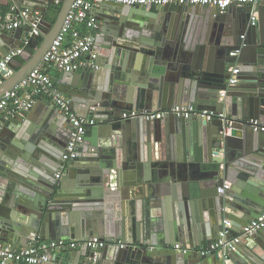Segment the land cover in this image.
<instances>
[{"label": "water", "instance_id": "water-1", "mask_svg": "<svg viewBox=\"0 0 264 264\" xmlns=\"http://www.w3.org/2000/svg\"><path fill=\"white\" fill-rule=\"evenodd\" d=\"M56 1L13 0L41 12ZM58 1L55 21L43 19L38 34L10 62L13 74L0 83V98L37 68L60 33L75 0ZM201 6L110 2L97 8L100 68L66 72L72 79L62 90L80 116L97 121L84 141L86 151L78 160H63L70 121L54 103L2 121L0 243L20 247L38 236L108 241L98 257L83 246L58 250L43 264H209L173 245L210 246L226 214L234 234L258 217L264 209V130L251 121L264 124V0L259 24L244 41L239 35L249 8L231 5L221 12ZM32 22L21 35L0 29V59L21 46ZM234 63L238 82L230 85ZM178 104L227 108L237 121L224 129L221 120L132 116L134 110ZM225 181L231 187L220 193ZM254 252L238 248L226 260L215 258L218 264H264V245Z\"/></svg>", "mask_w": 264, "mask_h": 264}, {"label": "built area", "instance_id": "built-area-1", "mask_svg": "<svg viewBox=\"0 0 264 264\" xmlns=\"http://www.w3.org/2000/svg\"><path fill=\"white\" fill-rule=\"evenodd\" d=\"M110 2L139 7H156L172 3L190 6H215L221 12H226L231 5H236L237 7L249 8V25L253 27L259 19L260 0H75L60 33L53 41L41 63L13 91L6 92L0 98V115L6 112L10 115L28 112L34 107L38 98L50 99L59 112L64 114L70 121L69 138L63 154V160L66 163L77 159L89 129L94 127L97 121L93 116L83 117L75 111L71 105L70 97L57 86L53 71L77 73L86 70L96 71L100 68L97 39L101 32L95 10L102 3ZM56 3L60 2L57 0ZM43 19V12L29 7L21 8L13 1L8 4L5 11L0 8V29L2 30L16 31L33 20V28L22 40L21 46L11 50L9 54L0 59V83L13 74L10 62L23 53L29 44L30 37L34 33L38 34ZM240 38L242 41L246 40L247 32L241 34ZM243 46L244 42L231 54L238 56ZM239 70L237 63L231 65L228 84L234 85L238 82ZM94 109L92 107V110ZM132 116L143 117L147 120L169 116L182 119L198 118L206 122L221 120L224 129L237 121V117L229 114L225 109H203L195 104H178L166 109L134 110ZM251 122L256 128L264 130V124H261L259 120L254 119ZM62 174V172H57L56 177L60 178ZM230 187L231 184L224 183L218 190L220 193H224ZM263 230L264 209L257 218L248 222L236 234L232 230V221L225 218L218 239L208 247L196 248L191 245L175 243L173 248L185 255L201 257L213 255L218 256L219 260H226L227 254L237 250L244 238L253 237ZM118 243L125 246V243L121 241ZM107 244V240L99 237L76 240L65 238L46 239L42 236H38L35 241L26 246L16 247L12 244L0 243V264H43L48 262L58 250L71 251L83 246L89 248L93 257H98Z\"/></svg>", "mask_w": 264, "mask_h": 264}, {"label": "crops", "instance_id": "crops-1", "mask_svg": "<svg viewBox=\"0 0 264 264\" xmlns=\"http://www.w3.org/2000/svg\"><path fill=\"white\" fill-rule=\"evenodd\" d=\"M11 1H13V0H0V8L2 9V10H6L7 9V6H8V4L11 2ZM55 5H58L57 3L55 4ZM202 7V6H201ZM239 8H241V7H239ZM47 13V16H48V18H46V19H44L46 22H52V21H50V20H52V18H53V16H54V14H53V12H52V10L51 11H46ZM43 13H45V12H43ZM95 14L97 15V17L99 18L100 16H99V11H98V9H96L95 10ZM240 15V14H239ZM237 20H239V19H237ZM236 19H233V22H236L237 23V25L239 26V23H238V21H237ZM258 24H259V22H257ZM240 27L242 28L243 27V23H242V21H241V23H240ZM22 29L23 28H19V29H17L16 31H12V32H9V33H11V34H17V35H21V31H22ZM241 33L243 34L244 32H248V35L250 36V34L254 31V28H252V27H250V25H249V20H248V22H247V25H246V27H243V29H241ZM241 33H240V35H241ZM240 35H239V38H240ZM248 35H247V37H248ZM16 40H19V39H16ZM100 63V62H99ZM94 73V71H89V70H86V71H81V72H77V73ZM53 73H54V79H55V82H56V84H57V86L61 89V90H65V89H68L69 88V86H70V81H71V79H72V76H68L69 74H66V72H63V71H58V70H54L53 71ZM99 82H100V79H99ZM131 86H129V88H130ZM131 95V94H130ZM53 102L50 100V99H48V98H45V97H40V98H38V100H37V102L35 103V105H34V107L30 110V111H28V112H23L24 114H26V115H35L36 113H38V111H39V113L40 112H42V111H44V109L48 106V105H53L52 104ZM225 110H227V108H224ZM11 115L10 114H8L7 112L6 113H4V114H1L0 115V131L1 130H4V128H5V124L2 122L5 118H7V117H10ZM90 116H92V115H90ZM69 129H70V124H69ZM90 130V129H89ZM90 135V131H88V133H87V136H89ZM2 142V143H1ZM0 143L1 144H6L5 142H4V140L3 139H1L0 140ZM84 145H85V142L83 143V145H82V147H81V149H80V152H84V151H86V150H83V147H84ZM90 147L92 148V146L90 145ZM2 151V150H1ZM88 154H90V153H88ZM84 158H86V159H92L91 157H90V155H87V156H85ZM78 160V159H77ZM151 170H153L152 168H151ZM153 171H155V170H153ZM128 172V171H127ZM130 174V173H129ZM148 181V180H147ZM224 183H229V184H231L229 181H225ZM138 203V205L139 206H141V207H138V209H140V210H142V204L141 203H139V202H137ZM140 212V211H139ZM225 218H229V215L228 214H226L225 215ZM256 236V235H255ZM102 239V238H101ZM30 242H32V241H30ZM29 242V243H30ZM176 243H181V242H176ZM182 244V243H181ZM185 245H191L190 243H185ZM261 245H264V230L263 231H261L259 234H257V237L256 238H253V237H246V238H244L243 239V241L241 242V244L239 245V247L238 248H240V249H243V250H246V251H248V252H253V253H255L254 252V248H257L258 246L259 247H261ZM22 246H26V244L25 245H22ZM202 247H208V241H203V244H202ZM105 248H106V246H105ZM104 248V249H105ZM103 249V250H104ZM75 250H78V249H74V250H71V251H75ZM238 252V251H237ZM102 253V252H101ZM101 255V254H100ZM241 255H243V253L241 252ZM52 256H54V254L52 255ZM186 257H188V258H191V257H201V256H197V255H185ZM203 258H207L208 259V261H209V264H218V260H216V258H215V256H213V255H210V256H207V257H203Z\"/></svg>", "mask_w": 264, "mask_h": 264}, {"label": "trees", "instance_id": "trees-1", "mask_svg": "<svg viewBox=\"0 0 264 264\" xmlns=\"http://www.w3.org/2000/svg\"><path fill=\"white\" fill-rule=\"evenodd\" d=\"M60 6H61V5L58 4V5H53V6L51 7V10H52L54 16H53L52 20H50V21H52V22L55 21L56 16H57V13H58V11H59V9H60ZM46 13H47V12L43 13V18H44V19L48 18V16H47Z\"/></svg>", "mask_w": 264, "mask_h": 264}]
</instances>
